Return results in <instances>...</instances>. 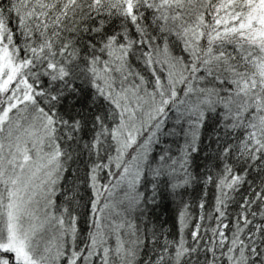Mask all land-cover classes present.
<instances>
[{
	"label": "snow or ice",
	"instance_id": "1",
	"mask_svg": "<svg viewBox=\"0 0 264 264\" xmlns=\"http://www.w3.org/2000/svg\"><path fill=\"white\" fill-rule=\"evenodd\" d=\"M0 264H264V0H0Z\"/></svg>",
	"mask_w": 264,
	"mask_h": 264
}]
</instances>
